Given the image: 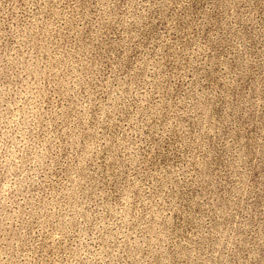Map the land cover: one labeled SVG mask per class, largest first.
I'll use <instances>...</instances> for the list:
<instances>
[{"label":"rangeland","instance_id":"1","mask_svg":"<svg viewBox=\"0 0 264 264\" xmlns=\"http://www.w3.org/2000/svg\"><path fill=\"white\" fill-rule=\"evenodd\" d=\"M0 264H264V0H0Z\"/></svg>","mask_w":264,"mask_h":264}]
</instances>
